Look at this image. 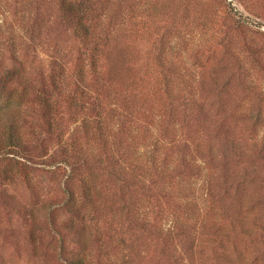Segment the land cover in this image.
Listing matches in <instances>:
<instances>
[{
	"label": "rangeland",
	"instance_id": "rangeland-1",
	"mask_svg": "<svg viewBox=\"0 0 264 264\" xmlns=\"http://www.w3.org/2000/svg\"><path fill=\"white\" fill-rule=\"evenodd\" d=\"M92 1L120 37L97 72L61 0H0V80L18 67L30 81L23 98L13 83L1 92L0 264H264V245L233 235L231 212L209 210L206 196L226 169L260 173L251 191L264 193V0ZM201 106L224 113L225 128L188 136ZM105 143L102 166L71 176Z\"/></svg>",
	"mask_w": 264,
	"mask_h": 264
},
{
	"label": "trees",
	"instance_id": "trees-1",
	"mask_svg": "<svg viewBox=\"0 0 264 264\" xmlns=\"http://www.w3.org/2000/svg\"><path fill=\"white\" fill-rule=\"evenodd\" d=\"M60 8L62 12L67 15L70 19H72V22L74 24L76 32L79 31L80 39L84 42L85 46L88 47V51L90 52V59H92V67H94V71L97 72V62L100 59V54L102 52L101 49L112 47L113 49L117 48L119 45V29H117L118 22L115 18L114 22L110 21L107 26H104V22H106V18L102 15V12L99 10V7L96 3H94L92 0H61L60 2ZM111 28L113 30H111ZM108 66V64H106ZM107 68V67H106ZM109 68L105 70V72H109ZM87 77H83L82 80L87 81ZM13 83L17 87H14L11 90V96L17 98H23L26 95V90L30 87V81L24 77L22 72L18 67L8 68L6 69L4 76H2L0 80V99L1 98V92L7 90L9 85ZM77 90L80 92L82 98H84V90L85 88L81 85L77 87ZM21 93V94H20ZM21 96V97H20ZM45 101H49L48 97H45ZM194 101V100H193ZM6 106V105H4ZM97 105L95 104L94 107ZM7 108V106L5 107ZM204 106H201L200 109H197V113H194L191 116L190 119L184 120L185 125V134L190 136L191 133H198L200 131V127L206 129L207 135H210V131L214 129H224L225 127V120L226 116L224 113H214L209 112L206 110H203ZM221 115V116H220ZM187 118V117H186ZM214 118L217 120H214ZM257 118H260V114L257 115ZM195 120L196 125L193 126V121ZM3 118L0 112V127L2 125ZM193 127H197L193 129ZM222 129V130H223ZM214 136V135H212ZM193 138L198 139L196 136ZM231 140V139H230ZM8 141L11 143H14L12 138H8ZM233 142V141H232ZM16 143V142H15ZM196 144H200L199 140L195 142ZM226 145V144H225ZM120 144L118 145L116 151H120L119 149ZM210 145L208 147V151L212 154V157L215 154L214 148ZM200 146H198V149ZM108 149L105 143V151L104 156L105 159H103L104 156H98L97 159H95L93 162L86 163L88 161V155L85 153H82V156H80L79 161L77 163L72 165L71 170V176H74L79 173L80 167H88L89 171H93L94 168L98 167L99 165H103L104 161L106 160V157L108 156ZM222 158L224 161L228 162L229 157L231 156V142L229 141L228 146L224 151H221ZM186 156H183L180 161V165H187L185 164ZM183 167H181L182 169ZM156 171L159 173L161 172V175H159L162 178H166V181L163 183L168 184L174 182L173 177H170L165 173L162 169L159 170V167L156 166ZM104 172L107 174V176L110 179H115L116 184L120 185L119 183H123L124 188H131L132 183L134 182L133 179L123 178V173L121 170L114 171L110 167H105ZM157 172V173H158ZM155 173L156 175H158ZM177 173V171L175 172ZM119 175V176H118ZM223 180L222 181H214L213 183L210 179V182L207 184L206 189V196L208 197V200L210 204L208 205L209 210H214L215 208H218L221 211V214L228 213V210L230 213L229 217V224L232 229V234L235 236L243 235L246 237H250L254 240H256L258 243H261L264 245V216H261L262 213H260V209L258 208L259 204L264 203V193L259 192L258 190H252L251 191V184L256 183L258 181L259 176L261 174H257L255 170L251 171L249 173V170L245 171L242 175L239 176H233L228 170L226 169L225 174L222 175ZM264 177V176H263ZM221 188L222 193L214 194L212 191L214 190V187L218 185ZM135 184V182L133 183ZM149 189V188H148ZM121 190L124 189L121 187ZM175 196H171L172 202H177V200L174 198ZM228 197L230 198V201L225 204L224 198ZM173 198V199H172ZM78 199L76 195H73V204L75 206V213L76 215H79L80 212H82V209L84 207L85 201H83L82 204H80L81 207L77 208ZM180 203V202H178ZM176 203L178 206L179 204ZM230 204V205H229ZM246 206V207H244ZM128 208V207H127ZM225 209V210H224ZM212 212V211H211ZM245 213V214H243ZM246 217L250 222L251 225L247 224L242 221ZM239 227V228H238ZM219 230V229H218ZM227 235V232H224L222 235H218L216 238L217 240L221 241L225 236ZM231 240V239H229ZM240 253L237 254L239 256ZM71 264H92L90 260L86 258V256H76Z\"/></svg>",
	"mask_w": 264,
	"mask_h": 264
}]
</instances>
